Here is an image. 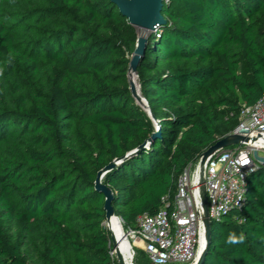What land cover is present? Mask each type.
Masks as SVG:
<instances>
[{"label":"trees","instance_id":"trees-1","mask_svg":"<svg viewBox=\"0 0 264 264\" xmlns=\"http://www.w3.org/2000/svg\"><path fill=\"white\" fill-rule=\"evenodd\" d=\"M162 12L135 70L153 120L130 90L136 27L111 0H0V264H118L98 171L150 138L103 177L135 228L257 102L264 0H166ZM245 200L213 219L202 264H264V164Z\"/></svg>","mask_w":264,"mask_h":264},{"label":"built area","instance_id":"built-area-1","mask_svg":"<svg viewBox=\"0 0 264 264\" xmlns=\"http://www.w3.org/2000/svg\"><path fill=\"white\" fill-rule=\"evenodd\" d=\"M134 73L139 89L138 76ZM129 82L137 91L135 82L131 79ZM240 117L239 124L231 133L242 127L247 130L248 141L219 149L210 155L203 165V183L199 154L178 176L172 206L167 203L155 214L140 215L136 227L126 230L127 235L142 243L149 264L196 262L206 233L202 221L201 185H204L209 199L211 219L218 220L227 211L244 206L247 176L259 164L254 151L264 156L261 153L264 152V91L253 105L243 104Z\"/></svg>","mask_w":264,"mask_h":264},{"label":"water","instance_id":"water-1","mask_svg":"<svg viewBox=\"0 0 264 264\" xmlns=\"http://www.w3.org/2000/svg\"><path fill=\"white\" fill-rule=\"evenodd\" d=\"M166 0H111L119 9L121 14L125 16L128 19V22L132 24L135 27L148 29L151 31L157 30L161 25L166 23V18L163 15V8L165 5ZM146 41V37L141 36L138 34L137 40H136V48L134 49V52L130 58L129 67L131 70H136V64L137 60L139 58V54L141 53L144 43ZM130 83V90L132 92V95L137 96V91L135 89V86L132 82ZM145 100V98H143ZM146 102V100H145ZM147 103V102H146ZM148 107V113L150 114L151 118L155 120L154 116L152 115L150 108ZM156 129H158V123L155 121ZM247 133V130L240 127L237 129V132L230 133L222 138H220L215 144L209 146L206 148V150H203L200 154L201 156V183H203V165L207 158L215 153L219 149L227 148L230 146L238 145L243 142H246L249 140L248 136L245 134ZM150 141V138L147 139V141L137 148L129 151L127 154H125L121 158H116L111 163L107 164L104 168L98 171L97 173V179L95 180V185L100 189L102 194L105 196V203H104V209L107 212L105 217L106 226L108 229H110L108 222L111 220L113 216H115L114 207L112 204V200L114 197L112 189L103 183V177L105 174L113 169L115 165H118L122 161L128 159L129 157L133 156L134 154L140 152L143 148H145L146 144ZM259 151H254V158L257 162L264 164V156L259 155ZM201 199H202V206H203V213H202V221L204 224V230H205V236H204V245L200 251V254L194 264H202L205 255L208 250V246L211 239V226L212 221L209 217V211H208V200L207 194L204 185H201ZM215 220V219H214ZM110 229V236H111V243L113 245V250H115V256L118 264H126L125 257L115 249V239L113 236V233Z\"/></svg>","mask_w":264,"mask_h":264},{"label":"rangeland","instance_id":"rangeland-1","mask_svg":"<svg viewBox=\"0 0 264 264\" xmlns=\"http://www.w3.org/2000/svg\"><path fill=\"white\" fill-rule=\"evenodd\" d=\"M136 30H137V33L141 36H144V37H148L152 32L154 31H151V30H148V29H144V28H139V27H136ZM136 72V71H135ZM128 79L130 80H133V82H135L136 84V88H137V96H134L135 97V101L136 103L138 104V106L145 112L148 113V107H147V103L145 102V100L141 94V85H140V82L138 81L139 83V89H138V84H137V80H136V75L134 73L133 70H131V72H129L128 74ZM262 154L264 153L263 151L261 152ZM117 218H119V221H120V226H121V229L122 231L126 234L127 231H125L126 229H124V226H123V221L121 220L120 217L116 216ZM128 238H129V241L132 245V250H133V259H132V263L134 264H149L146 256L144 255V252H143V249H142V243H138L139 242V239L135 238L133 239L131 236L127 235ZM138 240V241H137ZM137 260V261H135ZM130 262V261H129Z\"/></svg>","mask_w":264,"mask_h":264},{"label":"bare ground","instance_id":"bare-ground-1","mask_svg":"<svg viewBox=\"0 0 264 264\" xmlns=\"http://www.w3.org/2000/svg\"><path fill=\"white\" fill-rule=\"evenodd\" d=\"M108 225L110 229H112L111 231L115 239V249L125 257L126 264H134L132 263V259L134 256L132 245L129 241L127 234H125L121 229L119 218H117L116 215L113 216L111 220L108 222ZM203 245H204V241L201 244V249ZM113 251L115 252V250Z\"/></svg>","mask_w":264,"mask_h":264},{"label":"clouds","instance_id":"clouds-1","mask_svg":"<svg viewBox=\"0 0 264 264\" xmlns=\"http://www.w3.org/2000/svg\"><path fill=\"white\" fill-rule=\"evenodd\" d=\"M229 240L232 241V242H234L235 241V237L230 235L229 236Z\"/></svg>","mask_w":264,"mask_h":264},{"label":"crops","instance_id":"crops-1","mask_svg":"<svg viewBox=\"0 0 264 264\" xmlns=\"http://www.w3.org/2000/svg\"><path fill=\"white\" fill-rule=\"evenodd\" d=\"M138 243H140V242H138Z\"/></svg>","mask_w":264,"mask_h":264}]
</instances>
